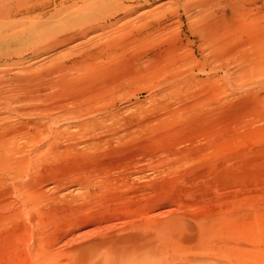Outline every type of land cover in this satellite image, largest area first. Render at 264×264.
<instances>
[{
  "label": "rangeland",
  "instance_id": "1",
  "mask_svg": "<svg viewBox=\"0 0 264 264\" xmlns=\"http://www.w3.org/2000/svg\"><path fill=\"white\" fill-rule=\"evenodd\" d=\"M62 1L37 0L43 9L0 23V108L46 105L63 115L61 126L54 123L63 133L58 142L45 131L22 149L36 158L17 181L37 193L15 223L0 218V264H27L24 252L29 245L39 253L37 242L51 241L55 253L70 257L109 233L175 243L180 223L204 234L214 255L264 264V0H65L69 9L49 17ZM137 3L143 6L123 14L122 5ZM153 10L162 28L137 30L138 17ZM125 22L133 25L127 33ZM82 24L103 27L81 37ZM92 47L100 58L91 66L68 67L72 55L85 60ZM166 49L176 61L164 59ZM212 51L225 60L211 61ZM60 61L67 81L52 68ZM28 87L49 101L13 104V94ZM86 106L91 111L79 113ZM0 111V122H24ZM120 154L136 157L125 172L107 165ZM11 158L1 157L0 179ZM103 171L105 183L97 179ZM10 188L0 216L19 205ZM114 216L116 229L100 221Z\"/></svg>",
  "mask_w": 264,
  "mask_h": 264
},
{
  "label": "bare ground",
  "instance_id": "2",
  "mask_svg": "<svg viewBox=\"0 0 264 264\" xmlns=\"http://www.w3.org/2000/svg\"><path fill=\"white\" fill-rule=\"evenodd\" d=\"M124 1H127V0H124ZM143 2L145 3L146 0H143ZM141 5L143 6V4H139V3L134 4V5L132 4L130 6L122 5L121 9L123 10L122 11L123 14L125 16H127V15H130V13L134 12L139 7H141ZM119 6H120V4H119ZM44 7L45 6H43V5L40 6L39 3H37V0L36 1L0 0V23H4V21H6V20L8 21L9 19H12L16 15L31 14V13L35 12L36 10H39L40 8L43 9ZM69 7H70V5H66L65 0H63L59 4V8L54 9V12L52 14H50L51 16L49 15V17H53L55 15H58L60 13V11L62 12L63 10H68ZM44 15H45V12H39L37 14V16H35V17L42 18V17H44ZM158 15H159V12L155 11V10L150 11L148 15H145V14L140 15L138 17V20H137V22L139 24L136 25V29L141 31V32L142 31L145 32L146 29L151 30V31H158L159 28L161 27V23H162L161 20H155L156 17H159ZM152 17H155V18L153 19ZM150 20H152V21H150ZM81 27L78 29L79 33H77V32L76 33H77V35L82 37L83 35L87 34L88 32H91V31L95 32L98 29H102L103 26H102V24H94V25L91 24V25H87V26L82 24ZM126 28H128V31H129L130 29H133V25H131V24L129 25L127 22H125L122 25V32L125 31V33H127L128 32L127 30L123 31V29H126ZM73 32H75V31H73ZM47 33H48V31H47ZM44 34H46V33L44 32ZM73 34L71 36L70 35L67 36V38H64L62 40V42L66 41V40H71L77 36V35H75V34L73 35ZM205 36H207V35H205ZM128 40H129V38L126 39L125 43L123 41L122 42L124 44H127ZM119 42H121V41L119 40ZM35 44H36L35 46L38 47L39 45L42 44V42L39 41ZM220 46H221V48L218 50L220 52H223V50L226 49L224 40L220 43ZM94 47H97V45ZM94 47L86 48L87 57H86V59L84 58L85 60H81V58H82L81 55H78V56L72 55L70 57V59L68 58L69 60L68 59L67 60L70 62V66H68V67L83 68L84 66H88V65L91 66L92 63L96 59L100 58V56H98V53L100 51H95L96 48H94ZM170 49L175 50L173 45L170 47ZM166 52H167V55H165L164 59H168L170 61H174V60L176 61V58L178 57L177 53L168 54L169 52L167 49H166V51H164V53H166ZM208 57L211 61L216 62V63H220V62H223L225 60L224 56L222 54H220L218 51H216L214 53L212 51V54L210 52L208 54ZM182 61H183V59H182ZM178 62L179 61H177L176 63H178ZM176 63H174V64H176ZM52 68H54L56 73H58V75L60 76L62 81H63V78L64 79L66 78V81H67V72H64L65 69H67V68L64 67V61H60V62L54 64V66ZM174 72H175V69H174ZM41 85H42V83L39 84V82L38 83L36 82L37 87L40 88ZM2 89L3 88L0 89V96H1V93L3 92ZM28 90H29V87L27 88V91H24V89H23V90H20V92L18 94L14 93L13 95L15 98H13L12 100H15V101H12V103L14 102L15 104H18V103H21L23 101L26 102L28 99H37L38 100V98L41 95L38 93L39 91L38 92H36V91L35 92H29ZM27 92H29V93H27ZM43 96H44V94H43ZM9 97H12V96H8V98ZM7 100H9V99H7ZM40 100L42 103L44 102L45 104L47 101H49L47 99V97L43 98L42 96L40 97ZM31 102H33V101H31ZM1 103H3V102L1 101L0 104ZM29 104H32V103L29 102ZM51 105H53V104H51ZM33 106L34 107H29V108H24V107L20 108V107H16V106H11L10 108H8L5 105H3L0 108V110H3L4 113H7V115L10 114V115L18 116L24 120V122L21 121V122L17 123V125H14L15 122H14V124H12L11 121H6V119L8 117L7 116L5 119H3L5 121L2 120L0 122V130H1L0 132H2L0 134V144H2L4 146L2 153L6 157H13V158L9 159L10 161L7 160V162H6L8 164L7 169L1 172V173H3V176H1L2 179H0V181L1 182L3 181V185H4L6 190L4 193L0 191L2 193L0 195V199H1V201L2 200L3 201L8 200L7 197L10 195V192H11L10 186H11L12 190H13V192H12L13 195L18 197V200L15 202H18V204H19L15 208H13V210H11L12 209L11 208L8 211H6L4 215L2 214L0 216V218H1V220L7 219L6 221L13 222V223H15L18 215H20L19 212L24 211V210H28L30 208L28 198L31 196L35 197V194L37 193V190H36V188L34 189L33 184H31L29 182L25 183V182L17 181V179H19V177L21 176L23 168L25 166L27 168L28 167L30 168L32 165V162L34 160L32 158H36L35 156L33 157L32 153L26 154L27 156L25 157L22 154V149L25 147V145H27L29 143H33L37 139H39L40 138L39 136L41 134L43 136L45 134H48V133H49L48 135L54 134L53 138L55 139V142H58L60 140V137L63 136V133H60V134L58 133L57 129H59V127L58 128L54 127V126H56V125H54V123L59 124L58 120L63 115L57 114L58 115L57 116L55 114V116H53L52 112L51 113L49 112V107L46 105L36 107L33 104ZM91 108H92V106L91 107L86 106V108L80 107V109H78V111H79V113H82V112L84 113L88 109L87 111L89 112V111H91ZM0 113H1V111H0ZM48 113H50V114H48ZM18 117H16V118H18ZM13 120H15V119L13 118ZM16 121H18V119H16ZM81 123H85V122H81ZM60 124H63V123H60ZM87 124H80V128L86 127ZM93 126H95V125H93ZM87 127H90V123H89V126H87ZM90 129L92 130V128H90ZM95 129L93 128V130H95ZM77 130H79V129H77ZM45 131L48 133L43 134V132H45ZM59 131H61V130H59ZM66 133H68V132H66ZM66 133L64 135H67ZM73 135H76V134H69V135H67V137L70 139ZM43 136H41V137L43 138ZM120 137H119V139H120ZM49 138H51V136ZM54 139H52V140L54 141ZM18 140H20V141H18ZM52 140H50V141H52ZM45 141H43V142H45ZM53 141L51 143H53ZM43 142H42V144H44ZM47 143H46V145H47ZM35 146L39 147V145L37 146V144ZM36 147H34V148H36ZM34 148H32V151ZM51 148H53V147H51ZM94 148H96V147H94ZM14 155H16V157H14ZM48 155H49V153L45 154L46 157H48ZM121 155H123V154H120V156ZM1 157H0V162H1ZM135 158L132 157L131 155L130 156H124L122 158L116 157V159H114V160H108L107 165L109 166V169L110 168H114V169L116 168V169H119L121 172H125L126 170L129 169L128 167L131 164L134 165L133 162L136 160ZM137 158H139V157H137ZM25 160H26V162H25ZM5 161L6 160H4L2 164H4ZM135 163H138V162H135ZM2 164L0 163V167L2 166V168H3L4 166ZM0 171H1V168H0ZM4 172H5V174H4ZM106 173L107 172H105V171H103L102 173H99L97 176V179L99 178L100 180H103L105 183V181H108L110 179L109 176L105 175ZM123 176H124V174H123ZM113 180H111V182ZM9 183H10V186H9ZM83 184L87 187L88 181L85 180ZM111 184H114V183H111ZM111 184H109V185L111 186ZM125 184H124V187L126 186ZM1 185H2V183H1ZM101 185H103V184H101ZM117 185H119V184H117ZM136 186H137V184H136ZM129 187H132V186H129ZM134 187H135V185H134ZM121 189H122V186H121ZM136 189H138V188H136ZM139 189H140V187H139ZM132 191H134V190H132ZM16 199L17 198H15L14 200H16ZM5 203H7V202H5ZM9 203H7V204L11 205ZM15 204H12V205L15 206ZM123 213H125V212L123 211ZM33 218H35V217H33V214H31V215L28 214L27 220L32 225L34 223ZM116 219L120 221V218L117 216H114V217L106 219V220L101 219L100 221H103V223L107 222L108 223L107 227L112 228V229H116L120 226L119 221H118V223H116V221L114 223V220H116ZM71 221H74V220H71ZM123 223H125V221ZM123 223L121 222V224H123ZM75 224H76V222L71 223L70 227L74 226ZM179 226H180V228L178 229L179 230L178 233L173 237L174 239H176L175 243H172V241L170 242V239L167 241H162L160 239L151 240V239L144 238V237L136 238L134 236H127V235H122V234H118V233H117L118 235L109 233V234H106L105 236H103L102 238L99 237V238H96V239H93V240L87 242V244L83 245V247H81V248L71 250L70 257H69V254L67 251H64L63 253H62V251H58L55 253L53 250V246L51 245L52 244L51 241L47 242V243L37 242L36 247L40 249L39 253L35 252V255H34V253L31 250V249H33V247H30L28 245L27 250L24 252V254H26V255L23 257V260L28 261L27 264H38V257L43 261V264H46V263L62 264L61 261H63V260H65V262H64L65 264H68L69 262H66V261L71 260V259H72L71 260L72 264H240L239 259L235 260V258L231 259V258L224 256V255H218V254L214 255L215 246L214 245H212V246L207 245V242L205 240H203L205 237L204 234H201L199 232V230L195 229L194 225L189 224V223H180ZM202 233H203V231H202ZM67 257H69V258L67 259Z\"/></svg>",
  "mask_w": 264,
  "mask_h": 264
}]
</instances>
